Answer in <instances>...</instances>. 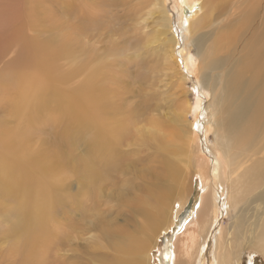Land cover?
Wrapping results in <instances>:
<instances>
[{
    "label": "rangeland",
    "instance_id": "rangeland-1",
    "mask_svg": "<svg viewBox=\"0 0 264 264\" xmlns=\"http://www.w3.org/2000/svg\"><path fill=\"white\" fill-rule=\"evenodd\" d=\"M36 5L33 18L29 0H0V130L25 128L27 153L58 162L61 182L40 224L28 192L0 181V264H171L176 250L185 258L194 211L217 180L218 171L204 181L200 169L222 147L219 164L238 180L236 198L220 183V264H264V165L251 168L264 157V0ZM27 38L65 42L55 72L74 73L61 86L69 105L36 110L29 126L17 115L24 102L12 78L24 57L18 39ZM89 79L99 90L95 113L72 95ZM103 123L112 130L102 133Z\"/></svg>",
    "mask_w": 264,
    "mask_h": 264
},
{
    "label": "bare ground",
    "instance_id": "bare-ground-1",
    "mask_svg": "<svg viewBox=\"0 0 264 264\" xmlns=\"http://www.w3.org/2000/svg\"><path fill=\"white\" fill-rule=\"evenodd\" d=\"M181 1L182 4H186V8H192L200 0ZM209 2L212 3L213 0H209ZM165 13L167 15L166 10ZM27 15L33 18L38 17L36 0H29ZM165 20L171 22L168 16H166ZM189 24L190 21L186 19V28H188ZM18 40L21 45H19L21 54H24V57L20 60L19 68L17 71H14L12 78L16 90L20 93L18 95L19 102H24L23 107L18 109L17 115L25 125L29 126L34 120L32 116L36 110L46 107L51 103H55L58 106L69 105L70 101L64 99L66 87L64 89L61 86L67 84V78L74 76V73L69 72L68 74L63 73L61 75L55 72L54 62L61 59L68 48L65 42H62V46L60 45L57 48L50 42H38L35 38ZM60 50H62L61 53H57ZM33 65L36 66L31 67ZM98 92L99 90L94 86L91 79L87 80L80 87L76 85V87L74 86L72 88V95L81 98L82 107L85 104L93 113L97 110L95 98ZM258 119L259 121L257 123L260 127L264 124V114H261ZM238 121V110L234 107L231 112V123L236 125ZM73 124L74 126H82L79 121L73 122ZM98 129L104 134L112 130L105 123L98 125ZM24 130L25 128L21 129L22 135L24 134ZM22 135L11 132L5 127L0 130V144L2 145V150L0 151V181L14 190L19 187L21 190L28 192V199H30L32 204L33 216L38 223L43 224L47 218L52 194L61 182V172L57 169L59 163L45 160L42 155L33 151L27 153L29 148L26 146L27 141L24 143ZM252 139L253 136L248 139L243 149H247L246 147H248ZM24 148L26 153H24ZM216 151L217 147H213V152ZM244 153L248 152L246 151ZM226 156L227 150L225 147H222L221 156L215 157L217 159L215 164L210 165L209 161H207L204 162L201 169L199 168L204 181L206 175L210 174V170L218 171L217 174H214L217 179L216 182L211 184V187L214 189L213 195L210 199L202 196L199 200L193 218V221L197 223V234L193 235L191 239H184L183 252L186 255L185 258H182L181 255L178 256L179 252L176 250L172 253L171 264H209L210 259H213V264L221 263L222 253L219 249L222 247V237L218 231L216 233V227H213L215 208L220 195V183L224 185V192H226L228 199H230L231 197H237V190L231 180H238V174H234L232 169H223L219 164ZM262 164L264 165V157L254 161L251 164V168L256 171L258 165ZM227 178L229 180H224ZM18 195L22 199L25 198L24 195ZM42 235L38 234L34 237L35 246L39 247L41 245L42 238L40 237ZM231 264H236V262ZM250 264H257L255 257L251 259Z\"/></svg>",
    "mask_w": 264,
    "mask_h": 264
}]
</instances>
